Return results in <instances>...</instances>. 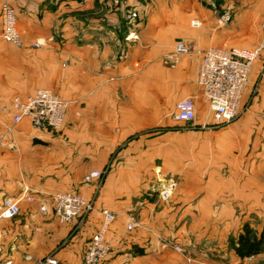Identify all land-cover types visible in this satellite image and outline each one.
I'll return each mask as SVG.
<instances>
[{"label":"crops","instance_id":"1","mask_svg":"<svg viewBox=\"0 0 264 264\" xmlns=\"http://www.w3.org/2000/svg\"><path fill=\"white\" fill-rule=\"evenodd\" d=\"M4 3L24 47L0 37V204L24 188L34 202L20 201L19 214L0 221V264H81L103 210L115 219L102 264H264V247L241 259L230 246L244 226L264 236V52L232 122H216L196 87L202 52L258 45L264 0ZM178 42L188 53L169 63ZM37 89L67 102L59 132L36 131L26 119L13 126L2 112ZM188 97L196 120L183 124L174 108ZM92 171L102 178L85 183ZM65 192L92 210L60 222L50 196Z\"/></svg>","mask_w":264,"mask_h":264},{"label":"built area","instance_id":"2","mask_svg":"<svg viewBox=\"0 0 264 264\" xmlns=\"http://www.w3.org/2000/svg\"><path fill=\"white\" fill-rule=\"evenodd\" d=\"M118 4V0H114ZM137 18V14L131 12L126 19L131 22ZM1 34L3 41L23 48L24 43L17 29L16 14L13 7L4 3L0 9ZM192 26H199V22L193 21ZM128 36L127 38H130ZM37 43L30 48H38ZM264 52V15L260 22V41L253 49H241L227 47L211 48L201 53L197 67L196 86L198 87L203 103L208 112L212 113L216 122L230 123L235 120L242 111V96L248 82V77L255 61ZM188 50L178 42L174 50L164 56L169 63H176L180 56L187 54ZM67 102L63 101L50 89H37L26 97L15 96L10 105L4 106L2 112H10L12 125L19 124L22 120H28L36 131L59 132L64 121ZM174 120L183 124H191L196 120V105L193 97L185 98L175 104ZM102 172L92 171L84 182L100 180ZM28 188H24L23 195L17 199L6 198L0 204V221L11 220L20 212V201L33 203L34 199L27 195ZM162 198L167 193H161ZM39 211L46 214V206L39 202ZM50 205L54 216L62 223H71L93 208L92 203L73 192L55 193L50 196ZM103 222L88 243L86 244L81 264H102L108 255L109 247L106 241V233L114 221V215L103 210ZM132 224L129 229H132ZM175 252L181 253V249L172 246ZM188 264H192L186 258ZM6 264H10L7 262ZM36 264H57L53 257L39 260Z\"/></svg>","mask_w":264,"mask_h":264},{"label":"trees","instance_id":"3","mask_svg":"<svg viewBox=\"0 0 264 264\" xmlns=\"http://www.w3.org/2000/svg\"><path fill=\"white\" fill-rule=\"evenodd\" d=\"M230 246L235 254L243 259L258 255L263 251L264 237L261 235L256 238L254 233L247 226H244L243 233L235 241L231 240Z\"/></svg>","mask_w":264,"mask_h":264},{"label":"rangeland","instance_id":"4","mask_svg":"<svg viewBox=\"0 0 264 264\" xmlns=\"http://www.w3.org/2000/svg\"><path fill=\"white\" fill-rule=\"evenodd\" d=\"M119 1L120 0H118V3H119ZM223 45V44H222ZM248 83V82H247ZM197 87V86H196ZM246 87H247V84H246ZM246 87H245V89H244V93H245V90H246ZM197 90H198V92H199V95H200V98H201V94H200V91H199V89H198V87H197ZM244 93H243V95H244ZM242 98H243V96H242ZM201 101H202V98H201ZM203 102V101H202ZM204 104V103H203ZM205 105V104H204ZM206 107V106H205ZM208 111V110H207ZM264 237V236H263Z\"/></svg>","mask_w":264,"mask_h":264}]
</instances>
